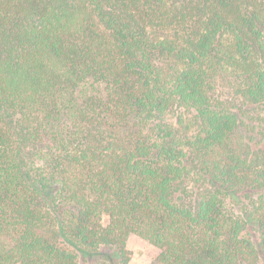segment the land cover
<instances>
[{"label":"trees","instance_id":"16d2710c","mask_svg":"<svg viewBox=\"0 0 264 264\" xmlns=\"http://www.w3.org/2000/svg\"><path fill=\"white\" fill-rule=\"evenodd\" d=\"M264 264V0H0V264Z\"/></svg>","mask_w":264,"mask_h":264},{"label":"rangeland","instance_id":"374dc122","mask_svg":"<svg viewBox=\"0 0 264 264\" xmlns=\"http://www.w3.org/2000/svg\"><path fill=\"white\" fill-rule=\"evenodd\" d=\"M9 246L7 238H0V250ZM126 251L128 254V264H153L159 250L147 241L130 234L126 240Z\"/></svg>","mask_w":264,"mask_h":264}]
</instances>
